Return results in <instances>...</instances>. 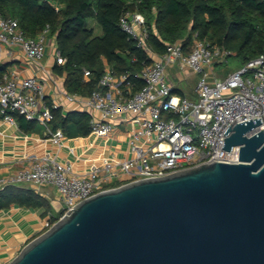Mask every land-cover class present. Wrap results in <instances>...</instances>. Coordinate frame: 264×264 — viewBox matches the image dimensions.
Wrapping results in <instances>:
<instances>
[{"label": "built area", "instance_id": "2783aa9c", "mask_svg": "<svg viewBox=\"0 0 264 264\" xmlns=\"http://www.w3.org/2000/svg\"><path fill=\"white\" fill-rule=\"evenodd\" d=\"M120 29L152 57L135 76L144 83L135 89L127 73L117 75L104 68L97 88L88 96L65 93L69 101L89 107L90 134L106 137L112 121L128 123V155L100 152L82 174H73L56 156L46 150L28 154L16 170L0 176V189L8 185L55 186L62 203L60 216L72 206L98 191L151 176L164 175L193 165L217 161L239 162L240 145L222 148L224 130L229 123L261 118L264 115V52L230 70L225 76H214L215 64L231 52L203 41L194 33L189 43L184 38L166 42L165 50L155 54L147 45L149 35L145 15L130 7L118 19ZM51 35L46 24L35 36L26 35L13 17L0 14V53L4 45L18 46L29 60L44 58ZM53 53L61 64L57 44ZM178 65L197 74L195 98L173 92L168 67ZM89 69H83L88 79ZM45 87L34 75L20 76L13 69L0 74V117L15 123L13 113L38 121L47 131L52 144L65 138L60 127H51L52 107L44 102ZM59 216V217H60Z\"/></svg>", "mask_w": 264, "mask_h": 264}, {"label": "water", "instance_id": "95a60500", "mask_svg": "<svg viewBox=\"0 0 264 264\" xmlns=\"http://www.w3.org/2000/svg\"><path fill=\"white\" fill-rule=\"evenodd\" d=\"M231 123L222 148L239 162L98 191L6 264H264V115Z\"/></svg>", "mask_w": 264, "mask_h": 264}, {"label": "trees", "instance_id": "16d2710c", "mask_svg": "<svg viewBox=\"0 0 264 264\" xmlns=\"http://www.w3.org/2000/svg\"><path fill=\"white\" fill-rule=\"evenodd\" d=\"M126 7L145 15L149 29L147 45L155 54L165 50L166 42L184 38L189 43L194 33L199 39L233 53L239 64L264 52V0H0V14L16 18L26 35L35 36L46 24L50 25L65 57L63 63L55 65L56 71L66 73L67 92L82 96L97 88L104 61L115 74L127 73L135 82V89L144 83L135 74L152 57L120 29L119 15ZM89 18L101 26L100 34H94L87 23ZM5 67H0V74ZM85 68L90 70L88 79L83 76ZM51 109L53 127L60 126L69 136L89 134V112ZM13 116L25 132L33 131L37 125L36 120L22 114L15 112ZM11 204L45 207L46 212L50 207L44 197L25 184L0 189V209ZM58 218L51 217L50 224Z\"/></svg>", "mask_w": 264, "mask_h": 264}, {"label": "crops", "instance_id": "0c3cea01", "mask_svg": "<svg viewBox=\"0 0 264 264\" xmlns=\"http://www.w3.org/2000/svg\"><path fill=\"white\" fill-rule=\"evenodd\" d=\"M55 43L56 40L51 34L46 54L40 61L29 60L18 46L4 45L0 53V67L5 65L6 69L15 70L20 76L34 75L41 79L45 87L46 104H57L63 112L70 110L88 112L89 107L83 106V103L69 101L65 97L66 73L60 74L56 71L55 65L58 63L53 53ZM104 62L105 67L108 66L106 61ZM168 73L174 93L178 95L183 93L184 96L195 98L197 74L187 68L180 69L178 65L168 67ZM112 123L113 129L106 137H98L90 132L86 136H69L65 133L62 143L54 145L45 139L47 131L38 121L33 131L25 132L18 126L16 120L15 123H10L0 117V176L20 167L26 155L40 154L46 150H50L63 165H68L70 173L73 174L85 173L91 161L102 151L127 156L128 123L120 118L114 119ZM117 184H119L117 180L112 183ZM25 185L32 187L48 201L49 212H60L62 203L54 185ZM49 212H46L45 207L33 208L18 204L0 209V264L8 263L20 251L29 241L28 238L44 225L50 215Z\"/></svg>", "mask_w": 264, "mask_h": 264}, {"label": "rangeland", "instance_id": "374dc122", "mask_svg": "<svg viewBox=\"0 0 264 264\" xmlns=\"http://www.w3.org/2000/svg\"><path fill=\"white\" fill-rule=\"evenodd\" d=\"M87 23H88L89 26L93 27L94 34H100L101 33V26L98 23H96L93 18H89L87 20ZM239 65L240 64H239L238 60L236 59V56L233 53H230L226 57V60H223V62H218V63L215 64V72L216 73L214 74V76L223 77L230 70L238 67ZM49 214L50 215H48L47 219L45 220L44 225H42V227L34 233V235H33L34 237L39 235L43 231H45L51 225L50 224V218L51 217L60 216V212L50 211ZM33 236L29 237L28 239L29 240L32 239Z\"/></svg>", "mask_w": 264, "mask_h": 264}]
</instances>
